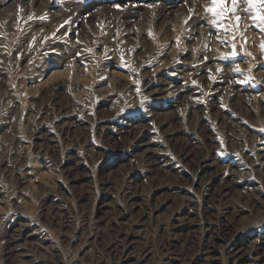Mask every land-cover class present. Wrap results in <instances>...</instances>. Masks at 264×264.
Returning <instances> with one entry per match:
<instances>
[{
  "label": "rangeland",
  "instance_id": "1",
  "mask_svg": "<svg viewBox=\"0 0 264 264\" xmlns=\"http://www.w3.org/2000/svg\"><path fill=\"white\" fill-rule=\"evenodd\" d=\"M209 4L0 0V264H264V32Z\"/></svg>",
  "mask_w": 264,
  "mask_h": 264
},
{
  "label": "snow or ice",
  "instance_id": "2",
  "mask_svg": "<svg viewBox=\"0 0 264 264\" xmlns=\"http://www.w3.org/2000/svg\"><path fill=\"white\" fill-rule=\"evenodd\" d=\"M194 8H189L188 12L189 15L185 20V23H188V20H191L193 14L195 13ZM204 12L206 16L211 21V24L217 26V30H221L219 26L223 25L222 30L227 34L228 32L232 33V41L231 48L232 51L229 54H225L221 57L223 60L228 59H235L238 55L236 48L237 44L235 42L236 33L240 31V24H241V12H243L247 17H250L253 26L260 32H264V0H210V4L204 8ZM31 18V17H30ZM241 38L245 39L241 34ZM47 39V38H45ZM221 43H225V41L221 40ZM246 42V41H245ZM243 47V45H241ZM260 49L262 53H264V42L260 44ZM246 56H250L251 53L246 52ZM264 67V66H260ZM217 71H221L220 68H217ZM234 71L237 74H241V69L239 65L236 66ZM255 82L251 77H245L243 81L240 83H247V82ZM139 84V82H136ZM137 92L140 91L139 87H137ZM148 98L145 96L144 100L141 101L140 107H144V101ZM123 111V110H122ZM223 154V153H221Z\"/></svg>",
  "mask_w": 264,
  "mask_h": 264
},
{
  "label": "bare ground",
  "instance_id": "3",
  "mask_svg": "<svg viewBox=\"0 0 264 264\" xmlns=\"http://www.w3.org/2000/svg\"><path fill=\"white\" fill-rule=\"evenodd\" d=\"M162 9V11H163V7L161 8ZM165 9V8H164ZM76 64V63H75ZM77 66V65H76ZM78 67V66H77ZM66 69V68H65ZM106 69V68H105ZM79 70H81L80 68H79ZM78 69H76V68H74L73 70L71 69L70 70V68H69V70H66L65 72L64 71H56V72H52L50 75H49V77H48V79H47V81L45 82V84H47V83H50L51 81H53V80H56V79H58L59 77H63L64 76V78H65V76H69V77H72V79H74L76 82L79 80H84V77L85 76H83L82 75V73H81V71H79ZM83 72V71H82ZM109 72V71H108ZM84 73V72H83ZM117 74V73H116ZM115 74V72L114 73H106V78H107V81L109 82V83H111V84H113L114 85V82L116 81V79L119 77H116L117 75ZM86 77H87V75H86ZM85 80H86V78H85ZM109 86H110V84H109ZM36 90H37V88H36ZM126 131V130H125ZM125 133V132H124ZM140 135V132L138 131V132H134L132 135H131V137H129V138H127L125 141V143L127 144V145H130V144H132V141H135L136 139H137V137ZM120 136V135H119ZM121 137V136H120ZM149 141V140H148ZM148 141H146V142H144V143H142V145H139L140 147L142 146V147H144L145 149V151L144 152H148V146H149V142ZM187 141V140H186ZM137 143V142H136ZM139 143V142H138ZM192 146V144H191V142H183V143H178V144H176L175 145V147H176V150H177V152H178V154L181 156V157H183V158H186V159H191L192 160V157H193V155H192V153H191V150L190 149H192V148H190ZM195 148V147H194ZM201 159V162H203L202 160H203V158H200ZM199 159V160H200ZM190 161V160H189ZM208 163V162H207ZM264 163V162H263ZM210 165H206V167H209ZM263 168V170H264V167H262ZM263 181V180H262ZM254 200V199H253ZM250 204H253V203H250ZM254 205V204H253ZM211 221H209L207 224H206V227L201 231V234H199V244H204V243H206V245H205V254H211L214 250H213V236H216V234H215V232L213 231V229L211 228ZM220 225V224H219ZM222 234V233H221ZM198 236V235H197ZM231 239V238H230ZM234 241V240H233ZM227 252H226V254H228V256L230 257V258H234V257H236L238 254H239V252H240V250L241 249H239V250H235L234 249V245L232 244V242L230 243H226V249H225ZM260 250H263V253L262 254H259V252L258 251H260ZM258 252V253H257ZM252 253V255H254L255 257H258V256H261V255H263L264 254V245L261 243V245L259 246V247H251V248H249V250L247 251V253H245L244 252V254H242L241 253V255H239V257H238V259H242V258H244L245 257V255H247V254H251ZM253 256V257H254Z\"/></svg>",
  "mask_w": 264,
  "mask_h": 264
}]
</instances>
